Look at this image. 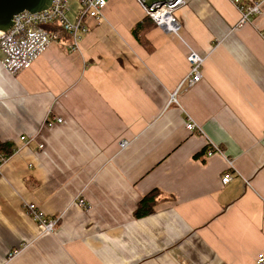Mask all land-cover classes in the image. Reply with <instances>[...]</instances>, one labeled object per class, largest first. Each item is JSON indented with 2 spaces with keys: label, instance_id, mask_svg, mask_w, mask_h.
I'll return each instance as SVG.
<instances>
[{
  "label": "crops",
  "instance_id": "0c3cea01",
  "mask_svg": "<svg viewBox=\"0 0 264 264\" xmlns=\"http://www.w3.org/2000/svg\"><path fill=\"white\" fill-rule=\"evenodd\" d=\"M181 1L178 35L132 0H109L77 51L51 45L16 75L0 65V144L17 150L0 172V264H255L264 254V7L238 27L231 0ZM141 22L148 47L132 32ZM190 50L205 58L202 79L177 91ZM210 146L222 153L207 157ZM153 190V212L136 218ZM25 204L59 218L55 232Z\"/></svg>",
  "mask_w": 264,
  "mask_h": 264
},
{
  "label": "built area",
  "instance_id": "2783aa9c",
  "mask_svg": "<svg viewBox=\"0 0 264 264\" xmlns=\"http://www.w3.org/2000/svg\"><path fill=\"white\" fill-rule=\"evenodd\" d=\"M151 0H138L143 7L147 19L157 28L167 34L178 35L180 25L174 17L175 10L182 4L181 0H155L150 7L145 4ZM109 0H52L50 6L37 13L26 11L14 16L9 30L0 31V65L11 75L28 70L33 63L51 46L58 45L65 52L73 53L78 50L83 37L89 32L88 20H97L102 16V11L108 5ZM239 13L237 26H243L252 22L260 15L264 7V0L242 2L231 0ZM75 7H70V4ZM204 56L190 50L187 55L189 72L179 85L189 89L202 79ZM176 95L171 94L169 105L176 104ZM61 123L60 119H56ZM51 126L52 122H47ZM186 130L192 133L202 134L199 127L190 119L185 123ZM25 142V138H21ZM26 143V142H25ZM126 142H122L123 149ZM41 149V148H40ZM17 153L15 148L10 151H0V172L9 159ZM222 152L215 146H210L206 152L207 157ZM231 179L230 174H225L221 183L227 184ZM77 204L85 211L89 206L82 199L77 198ZM24 209L29 217L43 229L46 234H53L59 218H49L35 206L25 204ZM14 252L13 254H15ZM255 264H264V254H259Z\"/></svg>",
  "mask_w": 264,
  "mask_h": 264
},
{
  "label": "water",
  "instance_id": "95a60500",
  "mask_svg": "<svg viewBox=\"0 0 264 264\" xmlns=\"http://www.w3.org/2000/svg\"><path fill=\"white\" fill-rule=\"evenodd\" d=\"M148 2L146 7H150ZM52 0H0V31H7L12 26L14 16L26 11L28 13H37L45 10L51 4Z\"/></svg>",
  "mask_w": 264,
  "mask_h": 264
},
{
  "label": "trees",
  "instance_id": "16d2710c",
  "mask_svg": "<svg viewBox=\"0 0 264 264\" xmlns=\"http://www.w3.org/2000/svg\"><path fill=\"white\" fill-rule=\"evenodd\" d=\"M147 19V18H146ZM146 21V20H144ZM145 22H141L137 24L133 29V34L136 37L137 41L143 45L144 47H148V44L146 43L144 39V30H145ZM12 147L5 144H0V151L8 152L10 151ZM158 195V192L156 190L151 191L148 195L143 197L141 201H139L137 208L134 212V216L136 218H142L145 217L153 212V208L156 204V197Z\"/></svg>",
  "mask_w": 264,
  "mask_h": 264
},
{
  "label": "rangeland",
  "instance_id": "374dc122",
  "mask_svg": "<svg viewBox=\"0 0 264 264\" xmlns=\"http://www.w3.org/2000/svg\"><path fill=\"white\" fill-rule=\"evenodd\" d=\"M141 10H143V7L141 6V4L138 2V0H132ZM108 6V5H107ZM106 6V8L102 11V14H103V12L108 8ZM70 7H75V4L73 3V4H70Z\"/></svg>",
  "mask_w": 264,
  "mask_h": 264
}]
</instances>
